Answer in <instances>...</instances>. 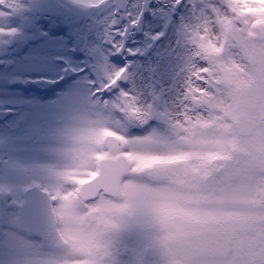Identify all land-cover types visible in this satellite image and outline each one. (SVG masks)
Segmentation results:
<instances>
[{
    "label": "rangeland",
    "instance_id": "1",
    "mask_svg": "<svg viewBox=\"0 0 264 264\" xmlns=\"http://www.w3.org/2000/svg\"><path fill=\"white\" fill-rule=\"evenodd\" d=\"M189 4L194 7L189 8ZM225 4V0H187L181 7L175 8L171 0H155L144 31L141 34L133 32L130 35L129 45L121 59L115 56L111 44L121 43L122 39L112 34L110 22L107 21L105 25L85 23L78 28L83 39L88 40L87 48L80 50L76 57L65 54L63 65L57 64L55 54L38 58V50L29 46L33 36L37 34L38 27L32 17H27L25 21L27 23L21 25L27 34V42L11 47L6 45V35L2 33L5 30L4 26L12 25L7 22L9 12H5L4 16L0 17V52H4L8 58L15 61L9 67L11 69H8L6 61L0 67V99L14 98L15 92H8L6 86L29 82L36 75L35 73L55 76L59 70L63 72L67 67L80 73L79 76L70 73L68 76L70 85L51 103L52 126L56 128L57 118L63 117L64 123L73 126L77 131L75 134H70L69 141L63 146L65 154L61 158L62 166H85L87 172L82 175H89L97 166L98 159L108 154L101 145L102 136L114 133L123 141L124 153L132 162V171L122 182L123 193L126 195L123 198L109 200L100 196L98 200H94L95 203L85 205V208L91 205L95 208L99 206L104 210V212L101 210V217L119 226L120 231L113 226L111 229L113 233L107 235L115 236L117 239L115 248L120 250L119 258L122 260L142 259L141 246L144 243L156 244L162 239H157L162 236H158V231H155V235H150L145 240H135V233L142 234L135 231L138 227L148 231L153 224H158L152 211L154 207L159 206L155 202L157 195L163 200L162 207L168 210L175 208V204L180 207L179 192L168 193L158 191L156 188L154 192L145 190L146 185L150 187V182L157 185L160 179L145 183L143 178L146 179V176L149 180L152 179L149 176L150 173L142 174L143 166L157 163L158 159L169 162V156L176 154H184L186 157L181 155L179 159H187L177 166H194L195 162L189 159L193 157L192 153L198 152L204 153L198 156L200 159L205 158L206 153H212L214 166H221L222 163L217 158L230 154L226 146H234V155L231 157L233 160L229 161L227 166L239 165L237 161L240 162L241 157L237 155L235 159L234 156L241 147L253 152V141L248 142L244 139L235 146V140L232 139L236 137L232 133L234 114L241 107H248L247 112L252 110L253 115L261 122L258 131L264 132L261 119L264 108L254 106L253 103V99L263 94L259 89L256 92L250 90L254 86L264 87V77L254 72V64L251 63L250 53H248L249 42L235 24L236 11L229 9ZM205 6H207L206 9H204ZM119 26L123 27V24ZM72 28L73 26H69V30ZM47 36L45 35L44 38ZM45 40L53 42L58 39L49 36ZM255 43L259 46L256 67L261 70V68L264 69V41ZM129 49L133 51L130 52ZM52 57L54 64H52ZM125 66L128 68V72H125L128 80L126 83L120 82V85L129 90L118 92L107 98L89 97V90L92 92L94 88L91 82L95 81V86H99L101 82L108 84L120 74V67ZM34 67L47 70L37 72ZM79 86L82 88L81 96L75 90ZM122 94L127 96L128 110L135 112L136 118H131L122 109ZM151 95L154 101H151ZM58 97L62 99H57ZM66 103L69 106L65 108ZM150 105H153L156 112L153 118L148 116ZM77 117L81 118L79 122ZM221 121H223V130L219 129ZM62 130L69 132L70 128L63 127ZM207 139L211 140L208 148L205 146ZM189 143L196 145H189ZM258 149L264 150V144ZM221 152L223 154H220ZM159 164L161 163L153 166ZM197 164L204 166L203 162ZM257 164V166H264L261 163ZM249 166L254 164L251 163ZM245 171L244 174L248 179L263 180L264 174L258 175L251 168ZM133 175L135 177H132ZM55 176L56 174L54 178ZM243 186L238 176L232 179H229L228 175L223 177L219 185L220 189H217V195L214 197V209H218L223 214L228 210L239 209L231 203L233 199L243 195L240 192L244 190ZM72 187H59V189H64L63 194L67 195L70 194ZM185 189L186 187L182 186V190ZM226 200V203H222ZM72 201L73 198L69 196L58 205L59 213L62 215L63 212L64 218L66 216L63 210L72 204ZM106 209L110 211L105 213ZM112 211L119 212L122 216L131 212L135 216L133 220L135 230L130 229L125 224L128 221L125 220L124 226L128 228L126 231L112 217L116 216ZM143 220L145 223H142ZM84 224L88 229L80 246L82 253L93 247V236L98 234L96 227L86 218ZM104 241L108 242V239ZM36 244L40 246L42 243ZM70 246L71 241L68 243V247ZM105 248L110 249V247ZM183 253L184 249L181 245L176 254L181 256ZM78 262L74 259L70 261V264Z\"/></svg>",
    "mask_w": 264,
    "mask_h": 264
},
{
    "label": "snow or ice",
    "instance_id": "2",
    "mask_svg": "<svg viewBox=\"0 0 264 264\" xmlns=\"http://www.w3.org/2000/svg\"><path fill=\"white\" fill-rule=\"evenodd\" d=\"M3 2L4 0H0V3ZM173 2L174 5H180L182 0H173ZM144 7L141 0H128L123 8H115L113 17H110L112 34L124 36L129 27L135 28L143 19ZM188 7H194V5L189 4ZM120 24L124 26L120 27ZM113 46L117 53L124 51L121 43H114ZM120 71L128 72L127 66L120 67ZM121 80L116 79L113 84L101 82L99 86H95L96 82L93 81L94 96L107 98L118 92L129 90L121 87ZM152 211L156 222L167 233V243L173 244L177 241L181 243L184 249L181 257L185 264H264V234L250 246L249 240L252 237L245 239L217 227L222 223L218 217L193 210L174 213L162 206L154 207ZM250 250L254 253V258H250Z\"/></svg>",
    "mask_w": 264,
    "mask_h": 264
},
{
    "label": "clouds",
    "instance_id": "3",
    "mask_svg": "<svg viewBox=\"0 0 264 264\" xmlns=\"http://www.w3.org/2000/svg\"><path fill=\"white\" fill-rule=\"evenodd\" d=\"M181 203H187L185 200H181ZM172 246L179 248L181 246V243L179 241L174 242ZM164 264H185L183 258L179 255L175 257H170L167 260L164 261Z\"/></svg>",
    "mask_w": 264,
    "mask_h": 264
},
{
    "label": "water",
    "instance_id": "4",
    "mask_svg": "<svg viewBox=\"0 0 264 264\" xmlns=\"http://www.w3.org/2000/svg\"><path fill=\"white\" fill-rule=\"evenodd\" d=\"M111 142H112L111 139H108V140H107V144H108V145H111V144H112ZM115 146H118V145H115ZM119 165H120V162H119V161H115V162H109V163H107L105 166H110L109 169H110L111 171H113V170L115 169V166H119ZM119 172H120V171H119ZM109 177H110V175H109ZM92 182H93V180L83 183V185H82V190H83V189H86V188H91V186H92Z\"/></svg>",
    "mask_w": 264,
    "mask_h": 264
},
{
    "label": "flooded vegetation",
    "instance_id": "5",
    "mask_svg": "<svg viewBox=\"0 0 264 264\" xmlns=\"http://www.w3.org/2000/svg\"><path fill=\"white\" fill-rule=\"evenodd\" d=\"M22 141H23V138H22V137H19V138L15 141V143H17L18 145H21V144H22ZM24 141H25V143H26L27 145H29V144L32 143L33 139H32V138H30V139H24Z\"/></svg>",
    "mask_w": 264,
    "mask_h": 264
}]
</instances>
